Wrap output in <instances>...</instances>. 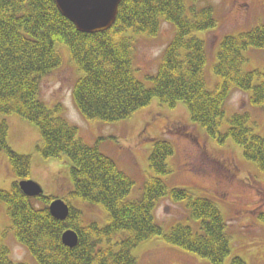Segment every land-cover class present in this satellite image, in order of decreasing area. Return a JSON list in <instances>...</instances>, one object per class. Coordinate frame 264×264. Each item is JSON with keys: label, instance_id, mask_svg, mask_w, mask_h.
Listing matches in <instances>:
<instances>
[{"label": "trees", "instance_id": "16d2710c", "mask_svg": "<svg viewBox=\"0 0 264 264\" xmlns=\"http://www.w3.org/2000/svg\"><path fill=\"white\" fill-rule=\"evenodd\" d=\"M161 19L172 25L174 35L155 74L146 77L151 82L147 87L135 77L134 39L125 32L156 37ZM216 26L214 9L204 0H123L112 27L94 34L78 32L53 0H0V115H17L37 127L36 151L42 159L69 161L68 199L100 205L107 212L102 227L94 221L83 225L81 211L70 205L66 220L58 221L48 211L54 198L24 195L19 182L30 180L31 158L8 146L7 126L2 122L0 151L15 180L10 191L0 189V204L7 207L16 241L36 264H137L131 251L152 237L209 264L225 263L230 236L217 205L188 189L169 188L160 179L171 174L167 164L175 151L171 143L154 140L149 155L153 175L144 180L140 197L130 200L132 178L99 150V140L92 146L84 144L77 129L58 116L59 107L49 109L39 98L41 78L59 68V48L66 46L80 74L72 99L86 121L126 120L155 98L171 109L182 102L191 122L208 137L217 143L231 139L242 148L244 158L264 172V136L250 128L248 113L230 116L221 131L224 106L234 90L251 92L250 105L264 109V72L243 71L244 53L264 49V24L222 38L213 66L217 82L209 90L206 46L196 33ZM168 196L174 202H187L190 218L200 222L199 231L176 224L165 233L156 223L157 203ZM66 230L78 236L73 248L61 241ZM0 264L24 263L13 262L9 249L0 244ZM232 264L244 263L236 258Z\"/></svg>", "mask_w": 264, "mask_h": 264}, {"label": "rangeland", "instance_id": "374dc122", "mask_svg": "<svg viewBox=\"0 0 264 264\" xmlns=\"http://www.w3.org/2000/svg\"><path fill=\"white\" fill-rule=\"evenodd\" d=\"M204 1L213 7L217 26L196 33V37L206 46V84L207 89L213 90L217 82L213 66L222 38L236 36L264 24V0ZM173 35L172 25L162 19L156 37L137 35L132 30L125 32L126 37L134 39L135 77L145 86H151L146 77L155 74L162 52ZM59 51L61 65L41 78L39 98L49 109L59 107L58 116L77 129L84 144L92 146L99 140V150L132 178L134 187L129 199L139 198L144 180L153 175L149 155L154 140H166L175 151L167 162L171 174L160 179L169 188L188 189L195 196L209 199L217 205L230 236V253L224 264H232L236 258L244 264H264V172L244 158L242 148L231 139L217 143L208 137L201 127L191 122L182 102L171 109L155 98L129 119L113 124L86 121L72 99L79 71L70 59L68 48L61 46ZM244 56L243 71L264 72V49H248ZM250 95L251 92L239 90L230 94L224 106L222 132L230 116L246 112L250 116V128L256 135L264 136V109L252 107ZM2 122L7 126L8 146L18 155L30 156V179L42 187L45 195L66 200L71 207L80 210L83 225L94 221L99 227L104 226L107 212L103 207L67 198L72 186L71 165L66 159L45 160L39 156L36 151L40 138L37 127L17 115H0V125ZM14 180L7 157L0 151V189L10 191ZM154 216L165 233L176 224L200 230V222L189 216L186 201L174 202L169 196L162 198L157 203ZM0 244L9 249L13 262L36 264L26 248L16 241L4 203L0 204ZM131 253L137 264H209L192 253L165 244L158 237L140 243Z\"/></svg>", "mask_w": 264, "mask_h": 264}, {"label": "water", "instance_id": "95a60500", "mask_svg": "<svg viewBox=\"0 0 264 264\" xmlns=\"http://www.w3.org/2000/svg\"><path fill=\"white\" fill-rule=\"evenodd\" d=\"M59 13L73 24L80 33H101L109 30L115 23L119 5L123 0H53ZM22 193L28 197L43 195L42 188L34 181L19 182ZM49 214L58 221L68 217L69 207L61 199L51 201ZM62 243L73 248L78 236L73 230H66L61 236Z\"/></svg>", "mask_w": 264, "mask_h": 264}]
</instances>
